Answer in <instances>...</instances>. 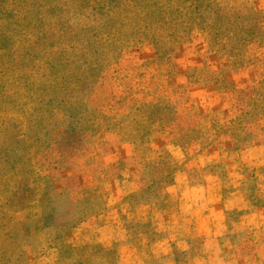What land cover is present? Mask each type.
Returning a JSON list of instances; mask_svg holds the SVG:
<instances>
[{"label": "rangeland", "instance_id": "374dc122", "mask_svg": "<svg viewBox=\"0 0 264 264\" xmlns=\"http://www.w3.org/2000/svg\"><path fill=\"white\" fill-rule=\"evenodd\" d=\"M2 1V10L14 17L0 18V33L7 35L4 44L14 55L4 56L0 51V92L18 99L33 92L27 91L26 85L35 86L46 79L45 73L22 66V43H27L31 54L37 56L34 64L42 54L48 56L50 52L51 57L58 51L57 44L44 51L43 43L32 40L35 37L22 38V19L30 23L28 32L42 30L46 36L53 35L52 41H59L63 28L72 27L79 33L82 28L97 25L93 21L96 17L79 8L81 0ZM53 7H58L59 16L52 12ZM250 9L257 14L255 23L264 36V0H230L227 5L232 18L245 16ZM227 49L224 45H210L203 32L185 38L170 37L155 59L152 76L148 75L144 84L153 99L164 97L169 102L181 127L200 131L201 144L185 151V166L191 174L197 179L212 174L222 186L247 188L243 196L246 206L234 210L235 216L250 212L251 217L259 220L252 224L255 228L251 234L236 235L240 248L234 253L246 258V264H255L256 255L261 254L264 264V120L247 117L242 122L239 127L249 136L241 149L236 148L225 128L230 120L243 118L248 99L256 97L259 84L264 81V38L248 43L245 53L238 58L229 57ZM154 58L149 44L133 45L122 54L120 64L128 70L132 67L130 61ZM135 90L136 98H140L139 84ZM15 117L11 123L15 130L28 132L27 121L17 112ZM173 138L174 130L169 126L155 128L144 142L135 133L120 136L111 130L99 131L81 143L62 141L57 133L45 139V146L33 157L35 177L12 188L8 203L0 198V224L4 225L3 233L10 235H0V255L5 256L6 264H44L42 256L51 237L46 231H39L22 241V229L34 224L33 218L28 217H41L42 212L52 210L50 231L54 235L59 227L64 230L79 217L80 203L88 210L86 217H114L116 210L124 209L118 200V189L123 192L122 181H127L129 189L133 183L134 188L143 191L152 181L170 177L178 157L174 150L179 149L171 144ZM165 151L171 158L164 157ZM168 185L165 180L155 184L161 199ZM38 197L53 199L39 204L35 203ZM77 226L63 235V244L91 239L84 237L82 226Z\"/></svg>", "mask_w": 264, "mask_h": 264}, {"label": "trees", "instance_id": "16d2710c", "mask_svg": "<svg viewBox=\"0 0 264 264\" xmlns=\"http://www.w3.org/2000/svg\"><path fill=\"white\" fill-rule=\"evenodd\" d=\"M2 2L0 0V18L13 19L10 12L2 10ZM229 2L81 0L79 8L90 11L96 17L93 21L97 25L82 28L79 33L74 32L72 27L63 28L59 41H52L53 35L46 36L42 30L35 31V34L28 32L30 23L23 18L22 38L35 37L32 40L43 43L44 51L46 47L51 49L57 44L58 51L51 57L50 52L48 56L42 54L37 64H34L37 56L31 54L27 43H22V66L45 73L46 79L35 86L26 85V90L33 92L23 94L18 99L0 92V198L3 197L8 203L12 188L35 177L33 157L45 146V139L54 133L59 134L62 141L81 143L99 131L111 130L120 136L123 133H135L144 142L155 128H173L171 144L179 149L174 150L178 157L170 171L171 176L160 177L152 181L146 190L137 192L128 188L126 180L122 181V204L127 226L131 223L129 220L127 222L130 219L127 217H148L154 209L164 207L155 190V184L160 180L173 185L180 175L187 174L190 181H200L201 178L197 179L185 166L188 160L185 151L202 142L200 131L193 127H181L169 102L164 97L153 99L144 83L170 37L185 38L203 32L210 45L226 46L231 58L243 56L248 43L262 40L264 36L255 23L257 14L250 9L245 16L232 18L227 11ZM57 8L51 10L59 16L61 12ZM6 41L7 35L0 33V51L4 52V56L12 57L14 53L4 44ZM141 44H149L155 58L130 61L132 67H126L128 70H125L120 64L122 54L131 46ZM1 65L4 66V63ZM26 80L28 76L24 77ZM136 84L142 90L140 98H136ZM256 97L248 99L243 118L232 119L225 127L237 149L243 148L249 136L247 131L239 127L242 122L247 117L264 120V81L260 82ZM16 112L29 124L28 132L15 130L12 126ZM163 154L165 158H171L168 151ZM52 199L38 197L35 203H49ZM79 205V217L71 220L64 230L59 227L54 235L50 231L52 210L42 212L41 217H28L33 218L34 224H27L22 229V241L36 232L46 231L51 237L48 250L43 254L48 264H90L96 257H105L109 264H115L116 250L113 245L105 243L106 248L94 243L75 247L61 242L65 233L89 218L86 217V206L83 203ZM249 213L236 217L234 211H228L226 217L228 221H237L240 217L250 216ZM3 228L4 225L0 224V235L9 238L10 235L3 233ZM236 235L232 238H236ZM181 256L187 258L190 253H182ZM5 260V256L0 255V263L6 264Z\"/></svg>", "mask_w": 264, "mask_h": 264}, {"label": "crops", "instance_id": "0c3cea01", "mask_svg": "<svg viewBox=\"0 0 264 264\" xmlns=\"http://www.w3.org/2000/svg\"><path fill=\"white\" fill-rule=\"evenodd\" d=\"M130 186L132 191H139L133 183ZM245 191L247 188L222 186L212 174L202 175L196 183L182 174L176 184L166 186L162 196L164 207L154 209L151 216L127 217L130 218L127 222H131L128 226L125 210L121 208L114 217H89L77 227L82 226L84 237L91 239L71 245H113L115 264H246V258L234 253L240 245L232 236L240 232L251 234L255 228L252 224L259 217H240L237 221H228L226 217L228 211L245 208ZM118 195L122 203L120 189ZM187 252L189 257H180ZM42 260L48 264L43 256ZM91 261L90 264H109L105 257ZM254 261L262 264L261 254Z\"/></svg>", "mask_w": 264, "mask_h": 264}]
</instances>
